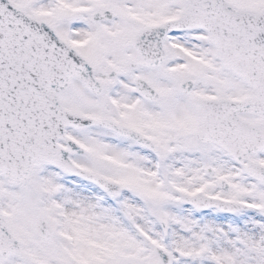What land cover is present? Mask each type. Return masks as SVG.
<instances>
[{
  "label": "rangeland",
  "instance_id": "obj_1",
  "mask_svg": "<svg viewBox=\"0 0 264 264\" xmlns=\"http://www.w3.org/2000/svg\"><path fill=\"white\" fill-rule=\"evenodd\" d=\"M11 1L47 23L54 24L50 16L56 15L55 27L62 26L59 33L70 19H75L71 11L84 5L93 11L106 7L120 16L119 25H130L132 16L126 9L136 10L133 15H151L153 23H161L164 17L175 19L185 10L184 0H114L110 6L108 0ZM229 1L254 11L264 3ZM85 34V41H96L91 30ZM168 39L172 64L168 68L167 109L178 122L194 124L200 101L244 96L247 88L222 68L205 33ZM187 80L200 88L194 93L195 100L172 92L175 83ZM74 93L85 102L84 113L102 115L103 110L92 106L84 90L78 87ZM107 101V97L102 101L105 108ZM82 141L88 142V138ZM90 141L96 152H114V145L100 133L95 132ZM164 146L166 153L156 157L162 161L146 156L145 160L139 158L129 164L118 155L114 170H109L110 177L103 176L122 187L123 194L116 198L48 167L33 170L28 186L16 190L1 179L0 210L11 233L21 242L28 264H158L156 248L172 254L174 264H264V186L244 177L225 154L212 146L171 137ZM256 161L264 164V157ZM209 167L213 173L206 176ZM218 180L226 182L229 192L218 189ZM78 194L88 200L80 199ZM181 194L239 202L249 205L251 211L233 216L214 210L197 212L180 204ZM37 216L44 218L56 233L52 250L33 235ZM160 221L167 227L166 235ZM7 264L25 263L11 259Z\"/></svg>",
  "mask_w": 264,
  "mask_h": 264
},
{
  "label": "water",
  "instance_id": "obj_2",
  "mask_svg": "<svg viewBox=\"0 0 264 264\" xmlns=\"http://www.w3.org/2000/svg\"><path fill=\"white\" fill-rule=\"evenodd\" d=\"M187 12L184 16L176 21L168 22L163 27L158 28L155 31L158 37L164 35L174 34L184 31H199L206 30L211 35L213 44L219 49V59L223 63L225 69L233 70L237 75L242 77L247 83H250L253 89H259V84L264 81V60L254 61L249 59L246 54L240 37L236 36L241 34L242 30L249 34L264 35V11L258 15L251 14L246 11L234 12V7L228 6L233 12V15L241 17L240 21L236 19L228 18V21L223 25L227 26V37H221V33L224 32L220 19L223 16L215 12V4L226 5L225 0H186ZM15 11L13 7L5 0H0V41L7 43L8 46V84H9V109H8V165L0 164V176L4 175L15 186L27 185L32 169L38 168L42 164H47L52 167H56L62 172L79 177L87 182H90L114 196H118L121 193L120 187L114 183L106 182L100 177L90 175L88 173L79 171L71 164L68 163V154H64L58 151L57 153L52 151L53 148L57 149V144L60 139L55 137L54 131L59 128V121H61L62 131L67 127H75L76 129H85L89 127L105 126L114 131L115 133H121L118 127L111 125L109 122L102 120H92L86 117L75 116L73 117L72 125L66 123L70 121V118L66 113L57 114L54 118V113L48 111L46 105H50L53 101L56 104V108L61 107L59 101V95L67 91L71 79L75 77L80 78L86 85H89L90 79L83 78L81 72H74V74L66 79H58L52 76L50 66L58 65V62L50 61L47 67L40 72L29 74L27 64L20 65V44H26L27 42L43 43L48 39L55 40L54 35L50 30L36 27L35 37L31 36L32 30L24 25L26 17L20 12V27L6 21L5 10ZM238 17V18H239ZM97 18V16H96ZM113 19L114 16L110 13H106L104 19ZM242 19H248L246 22H242ZM98 19H96L97 21ZM44 27V26H43ZM19 30V34L14 35V32ZM48 34L50 37H47ZM264 43V42H263ZM264 45V44H263ZM6 62V61H5ZM61 65V64H60ZM1 66V58H0ZM80 73V74H78ZM193 90L191 83H185L181 90L184 94H189ZM54 93V94H53ZM150 96V95H149ZM38 98H41V108L36 109L38 104ZM246 105L243 102H227V101H214L204 102L200 104V112H206L209 110L219 109L222 107H232L235 111H241ZM61 109V108H59ZM62 110V109H61ZM40 120V122H39ZM86 122V123H84ZM202 130L207 131V126L214 129L215 126L208 120L201 119ZM40 126V139L37 140L40 145H34L30 142L33 141L34 129ZM120 130V131H119ZM123 132V131H122ZM63 135V134H62ZM128 136V133L122 134ZM198 141L204 144H215L226 151L231 157H233L244 170L245 174L256 180L258 183L264 184V169L260 166L254 165L249 156L254 153H258L263 150L260 149L251 150L250 152H241V146L234 147L230 142L226 140H218L212 137H201L196 135ZM130 137V136H128ZM36 140V141H37ZM237 149V150H236ZM58 150V149H57ZM238 151L240 154H238ZM253 153V154H252ZM248 162L247 166L244 163ZM211 174V170L207 171V175ZM222 181L219 182V187L224 191H228V188L223 185ZM181 203L185 206H191L196 210H208L218 209L224 213L235 214L239 212L249 211V207L241 204H234L222 202L218 200H211L203 198L202 196H195L191 199L181 196ZM7 224L0 214V259L3 263H7L9 258L16 257L27 262L26 255L22 252L19 242L10 234ZM34 234L49 248L52 246V240L54 238V232L50 229L49 225L41 218L38 217L34 221ZM164 227V225H163ZM156 254L159 257V264H173L172 255L167 252H163L161 249H156Z\"/></svg>",
  "mask_w": 264,
  "mask_h": 264
},
{
  "label": "flooded vegetation",
  "instance_id": "obj_3",
  "mask_svg": "<svg viewBox=\"0 0 264 264\" xmlns=\"http://www.w3.org/2000/svg\"><path fill=\"white\" fill-rule=\"evenodd\" d=\"M112 1L114 0H108L107 4L110 6ZM101 7L91 11L84 5L80 9L71 11V16L75 19H70L61 29L63 30L61 33L58 30L62 26H59V29L55 27L56 15L50 16L55 25L49 24L60 40L72 47L75 54L89 65V69L85 68L86 75H92L96 83L102 85L101 90L97 84H94L93 91L90 92L79 80L72 81L69 91L61 96L63 108L73 113L91 116L83 112L87 110L84 106L85 102L74 93L80 87L90 97L92 106L103 110L102 115L91 117L107 119L117 126L129 128L134 132L135 137L143 139L141 142L122 138L103 128L80 132L68 131L67 136L83 148V153L72 158V162L89 172L103 175L108 174L109 170H114V162L119 159L118 155H122L127 163L133 164L139 158L145 160L146 156H162L166 153L164 144L170 137L196 142L194 136L195 132L199 131V116L196 111L193 116L196 122L185 125L178 122L167 109V102L170 99L167 90L170 67L168 37H164L158 43L150 36L149 31L156 27L152 16L143 13L134 16L132 13H136V10L126 9L132 16V19H126L130 25L128 23L119 25L120 16L104 6ZM107 11L113 13L115 19L102 22L94 19L96 14L103 16ZM83 22L90 27L83 25ZM81 27L83 29L78 34ZM86 30L94 32L96 41H85ZM127 31L130 32L129 36ZM180 84H182L180 81L175 83L172 92H179ZM199 89L195 85L194 92L186 98L190 101L195 100L192 95ZM253 93L252 90L247 89L244 96L235 99H242ZM105 97L108 100L107 108L102 104ZM109 112L113 114L110 115ZM262 112L263 114H257L254 111L244 110L237 115L226 114V117L253 127L252 132L235 130L239 137L248 139L258 134L259 130L256 126L264 124V110ZM262 130L264 132V129ZM95 132L111 141L114 145L113 153L96 152L93 142L90 141ZM84 137L88 138V142L82 141ZM62 147L65 150L67 148L64 145ZM259 157H264V152Z\"/></svg>",
  "mask_w": 264,
  "mask_h": 264
},
{
  "label": "bare ground",
  "instance_id": "obj_4",
  "mask_svg": "<svg viewBox=\"0 0 264 264\" xmlns=\"http://www.w3.org/2000/svg\"><path fill=\"white\" fill-rule=\"evenodd\" d=\"M77 197H79L80 199H83V200L84 199L88 200L87 197L85 195H83V194H78ZM90 200H91V198H90Z\"/></svg>",
  "mask_w": 264,
  "mask_h": 264
}]
</instances>
